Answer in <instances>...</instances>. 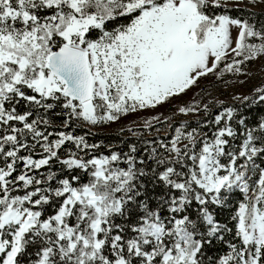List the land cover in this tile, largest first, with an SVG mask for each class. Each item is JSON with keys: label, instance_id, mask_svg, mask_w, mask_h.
I'll use <instances>...</instances> for the list:
<instances>
[{"label": "snow or ice", "instance_id": "6c2138e0", "mask_svg": "<svg viewBox=\"0 0 264 264\" xmlns=\"http://www.w3.org/2000/svg\"><path fill=\"white\" fill-rule=\"evenodd\" d=\"M251 9L264 0H0V264H264V117L194 101L176 112H203L196 127L160 114L151 138L89 141L250 76ZM233 100L264 105V83Z\"/></svg>", "mask_w": 264, "mask_h": 264}, {"label": "trees", "instance_id": "16d2710c", "mask_svg": "<svg viewBox=\"0 0 264 264\" xmlns=\"http://www.w3.org/2000/svg\"><path fill=\"white\" fill-rule=\"evenodd\" d=\"M250 11H254L256 13L255 17H250L248 14V10H241L239 11L237 14L244 16L245 18H249V19H255V20H260V21H264V16L261 15L260 10L259 9H251ZM255 66H257V62H255L250 68H249V72L251 74V72L256 68ZM233 75L229 74L226 77V82L221 80V81H216L214 80V78H210V79H202L200 81V85L202 84V86L200 88L197 89L196 91V100L194 101H199L201 103L202 100H204L205 103H208V101H212V103L209 105L212 114L215 115L218 113V111L221 109L222 106H220L218 104L219 100L217 99V101H213V97H217V95L221 94L222 99H220V101H223V106H237L241 112L245 113L247 115V118L249 120L253 119V118H261L264 117V105H251L250 107H244L243 102L239 101V100H233L234 96H239L242 97L244 95H249L251 96L253 94V90L255 87L260 86L262 83H264V80L262 79V74H260L257 79L255 81H253V83L251 81H245L243 84H241V88L247 91V94H242V95H236L233 93L229 92V88L231 87V85L233 84L232 81L230 80H238V78L240 77H244V76H235L232 78ZM232 78V79H231ZM201 89L203 91H201ZM193 90V89H192ZM190 91L193 92V91ZM206 95H211L210 97L207 98H203L206 97ZM228 96H231V98H228ZM203 98V99H200ZM177 101H179L178 99H176ZM192 104V103H191ZM175 105L173 103L172 106H170L168 108L170 115L173 117V123H178L181 121H189L193 127H196V120L197 119H202L204 118V113L200 112L199 116L193 115L192 117H184V116H180V114H176L175 113ZM175 113V115H174ZM157 128H161L162 133L164 129H166L167 125H161L159 123L156 124ZM135 131L137 132H144V136L146 138H151L152 136H155L156 133L152 132L151 134H149L148 132H145L143 130L142 127H132ZM125 130L123 132L119 131H102V130H96V129H92L91 131L96 133V135L94 136H90L89 137V141L90 142H100L103 141L104 144H111L114 148L115 147H122L123 145L121 144V141L127 142V143H131V142H135L136 141V137L133 136V134L131 132L127 131V128H124ZM84 131H87V129H81V128H77L76 132L78 134H83ZM103 150V149H102ZM125 151L127 150V148L125 147L124 149ZM221 220H226L229 218V214L228 212H224L220 215L219 217Z\"/></svg>", "mask_w": 264, "mask_h": 264}, {"label": "rangeland", "instance_id": "374dc122", "mask_svg": "<svg viewBox=\"0 0 264 264\" xmlns=\"http://www.w3.org/2000/svg\"><path fill=\"white\" fill-rule=\"evenodd\" d=\"M256 68L251 72L250 76L248 77H240L238 78V80H230L232 81V85L231 87L229 88V92L230 93H233V94H236V95H244V94H247V91L244 89H242L240 86H241V83L239 82L240 80L244 79L245 81H251L253 83V81H255L257 79V77L262 74V79L264 80V62H261V61H257V66H255ZM235 77V76H232V78ZM231 78V79H232ZM202 86V84L200 85V87ZM198 88H193V92L190 93V91L186 94V95H182L181 97L179 98H176L178 99L179 101H177L176 99H174L173 101H171L170 103H167L161 107H158L157 109L155 110H151V111H142L138 114H134V115H130L128 116L127 118H124L122 119L119 123H116V124H113L111 125L110 127H103V128H94L96 130H102V131H119L121 130L122 128H128V127H139L142 125V122L144 119H147V118H150L151 116L153 115H160V114H163L161 115V119H163L165 116H169L170 115V112L168 110V108L170 106L175 105V108L177 109L178 107L180 106H185V105H190L191 103L194 102V100H196V91H197ZM211 95H206V97L203 96V98H207V97H210ZM203 98H200V99H203ZM228 98H231V96H228ZM213 101H217V99L220 101V99H222L221 97V94L217 95V97H213ZM204 100L201 101V107L203 106L204 104ZM176 109H175V113L178 114L176 112ZM200 114V113H199ZM180 116H184L182 114H180ZM193 115H189V116H184V117H192Z\"/></svg>", "mask_w": 264, "mask_h": 264}]
</instances>
